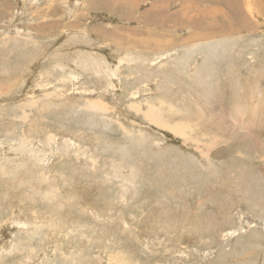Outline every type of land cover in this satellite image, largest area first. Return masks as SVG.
I'll return each mask as SVG.
<instances>
[{
  "label": "rangeland",
  "instance_id": "1",
  "mask_svg": "<svg viewBox=\"0 0 264 264\" xmlns=\"http://www.w3.org/2000/svg\"><path fill=\"white\" fill-rule=\"evenodd\" d=\"M183 1L0 0V264H264V0Z\"/></svg>",
  "mask_w": 264,
  "mask_h": 264
},
{
  "label": "bare ground",
  "instance_id": "2",
  "mask_svg": "<svg viewBox=\"0 0 264 264\" xmlns=\"http://www.w3.org/2000/svg\"><path fill=\"white\" fill-rule=\"evenodd\" d=\"M160 1H164L165 2V0H160ZM172 1V0H171ZM200 1H203V0H198V1H196L195 3H193L192 2V0L190 1L189 0V2L190 3H188V4H185V6H184V9L183 10H181L180 11V13H181V17H184L185 15H186V13H187V15L185 16L186 18H188V17H190L192 20H196L197 18L198 19H200V20H206V19H208V18H210V17H212V18H215V16H217V15H215V13H214V11H212V8H210V9H208V5H207V7L206 6H203L202 4L200 5ZM223 1H225V0H211V2L213 3V7H215V6H217V5H220L221 3H223L224 4V2ZM229 1V0H228ZM233 2L232 3H236V1L235 0H232ZM136 2V1H135ZM138 2V1H137ZM187 2V0H185V1H183V3H186ZM151 4H153V2L151 3ZM157 4V3H156ZM161 4V3H160ZM134 5V4H133ZM162 5V4H161ZM164 5V4H163ZM162 5V6H163ZM232 6V5H231ZM165 7H167V6H165ZM228 7V6H227ZM233 7H235V9L237 10V11H239V12H241V10H240V8H239V6H234L233 5ZM168 8V7H167ZM216 8H218V9H220V7H216ZM215 9V8H214ZM217 9V10H218ZM224 10V9H223ZM190 11L191 12H195V15L193 16V14L191 15L190 14ZM216 11V10H215ZM230 11V10H229ZM182 12H186V13H182ZM221 12H222V9H221ZM242 13V12H241ZM227 14V13H226ZM240 14V13H239ZM172 16H174V15H172ZM193 16V17H192ZM228 16V15H227ZM245 16V15H244ZM176 17V16H175ZM229 17H230V15H229ZM174 19V18H173ZM176 19H178V18H176ZM227 19V18H226ZM180 20V19H179ZM181 21V20H180ZM187 21V20H186ZM207 21V20H206ZM233 22V21H232ZM182 23V22H181ZM234 23V22H233ZM232 23V24H233ZM232 24H229V25H232ZM233 26V25H232ZM236 26V25H235ZM234 27V26H233ZM236 28V27H235ZM211 29V28H210ZM230 29H231V27H230ZM221 31H225V30H223V29H218V31H212V32H210V34H209V36H212V35H216V34H218L219 32H221ZM230 31H232V30H230ZM190 32V31H189ZM191 34H193L192 32H191ZM196 34V33H195ZM207 36V35H206ZM208 36V37H209ZM193 37H194V35H193ZM149 62V61H148ZM205 92V91H204ZM207 96V95H206ZM98 98H96V100H97ZM91 100V99H90ZM94 100V99H93ZM263 105V104H262ZM88 106L91 108V109H100V110H105V105H103L102 103H100V102H98V101H89V104H88ZM132 106H134L133 104H132ZM136 106V105H135ZM166 106V105H165ZM137 108H138V106H137ZM136 108V109H137ZM170 108V107H169ZM174 109V108H173ZM138 111L140 110V109H137ZM164 110V109H163ZM164 112V111H163ZM145 113V116L148 118V119H150L152 122H154V123H156V124H158V125H160V126H163V127H168L171 131H173L175 134H183L184 135V132H183V130H184V127L182 126V125H177V124H169L168 122H166V121H164L161 117H160V114H159V112H158V110L156 109V107L154 106V105H152V106H150V108L148 107V109L144 112ZM169 114V113H168ZM174 114H176V113H174ZM172 116V115H171ZM170 116V117H171ZM165 119H166V117H165ZM172 119V118H171ZM188 120V119H187ZM172 122V121H171ZM184 122V121H183ZM182 122V123H183ZM186 122V121H185ZM258 127V126H257ZM214 130V129H213ZM255 132V131H254ZM210 134V133H209ZM221 137H223V136H221ZM230 141V140H229ZM214 160V159H213ZM198 164V163H197ZM161 168V167H160ZM2 170V169H1ZM3 172V171H2ZM15 173V172H14ZM13 175V174H12ZM47 195V194H46Z\"/></svg>",
  "mask_w": 264,
  "mask_h": 264
}]
</instances>
